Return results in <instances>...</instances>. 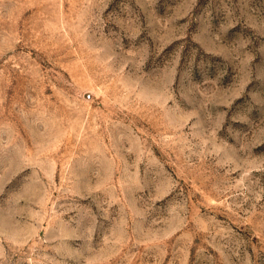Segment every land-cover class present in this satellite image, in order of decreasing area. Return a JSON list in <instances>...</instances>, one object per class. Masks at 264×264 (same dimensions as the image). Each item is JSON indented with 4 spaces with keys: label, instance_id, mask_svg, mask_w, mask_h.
<instances>
[{
    "label": "rangeland",
    "instance_id": "rangeland-1",
    "mask_svg": "<svg viewBox=\"0 0 264 264\" xmlns=\"http://www.w3.org/2000/svg\"><path fill=\"white\" fill-rule=\"evenodd\" d=\"M0 264H264V0H0Z\"/></svg>",
    "mask_w": 264,
    "mask_h": 264
}]
</instances>
